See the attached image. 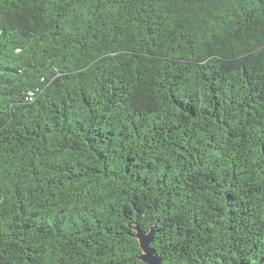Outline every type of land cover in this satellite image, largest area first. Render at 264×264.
Returning a JSON list of instances; mask_svg holds the SVG:
<instances>
[{"label":"trees","instance_id":"1","mask_svg":"<svg viewBox=\"0 0 264 264\" xmlns=\"http://www.w3.org/2000/svg\"><path fill=\"white\" fill-rule=\"evenodd\" d=\"M264 264V0H0V264Z\"/></svg>","mask_w":264,"mask_h":264},{"label":"water","instance_id":"2","mask_svg":"<svg viewBox=\"0 0 264 264\" xmlns=\"http://www.w3.org/2000/svg\"><path fill=\"white\" fill-rule=\"evenodd\" d=\"M156 223L151 225L146 232L139 229L138 226L133 225L131 228L135 232L134 239L137 241L140 254L138 260L142 264H161L162 258L152 248L154 242V229Z\"/></svg>","mask_w":264,"mask_h":264}]
</instances>
